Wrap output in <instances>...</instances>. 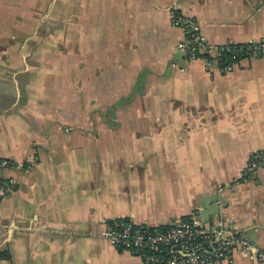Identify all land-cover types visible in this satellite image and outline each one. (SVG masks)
Returning a JSON list of instances; mask_svg holds the SVG:
<instances>
[{
  "label": "crops",
  "instance_id": "obj_1",
  "mask_svg": "<svg viewBox=\"0 0 264 264\" xmlns=\"http://www.w3.org/2000/svg\"><path fill=\"white\" fill-rule=\"evenodd\" d=\"M173 10L211 44L264 42V0H0V179L16 181L0 264H146L108 222L192 214L264 249V166L245 175L264 150V57L186 64Z\"/></svg>",
  "mask_w": 264,
  "mask_h": 264
},
{
  "label": "built area",
  "instance_id": "obj_2",
  "mask_svg": "<svg viewBox=\"0 0 264 264\" xmlns=\"http://www.w3.org/2000/svg\"><path fill=\"white\" fill-rule=\"evenodd\" d=\"M171 13L173 25L185 32L178 49L184 53L186 64L202 61L210 68L215 63L224 72H228L244 58L264 57V42L211 44L203 37L200 24L195 18L177 10ZM181 69L184 70V67ZM2 164L4 167L11 166L28 172L35 160L18 163L4 160ZM263 166L264 150H261L252 156L245 175H255ZM15 190V179H0V201L8 198ZM118 220L107 224V240L117 249L131 253L146 264L232 263L237 252L251 253L257 264H264V249L238 237L231 222L223 218L205 225L197 215L192 214L161 227Z\"/></svg>",
  "mask_w": 264,
  "mask_h": 264
},
{
  "label": "rangeland",
  "instance_id": "obj_3",
  "mask_svg": "<svg viewBox=\"0 0 264 264\" xmlns=\"http://www.w3.org/2000/svg\"><path fill=\"white\" fill-rule=\"evenodd\" d=\"M202 212V214H203V218H207L208 216H210V213H209V211L208 210H203V211H201ZM235 229V228H234Z\"/></svg>",
  "mask_w": 264,
  "mask_h": 264
},
{
  "label": "trees",
  "instance_id": "obj_4",
  "mask_svg": "<svg viewBox=\"0 0 264 264\" xmlns=\"http://www.w3.org/2000/svg\"><path fill=\"white\" fill-rule=\"evenodd\" d=\"M130 220L129 219H119L117 222H129ZM116 221H113V220H111V221H109L108 223H115Z\"/></svg>",
  "mask_w": 264,
  "mask_h": 264
}]
</instances>
